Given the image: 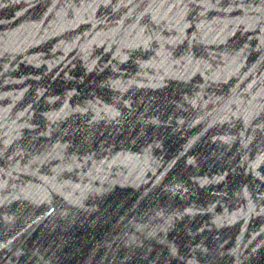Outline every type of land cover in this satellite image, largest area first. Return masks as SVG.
Wrapping results in <instances>:
<instances>
[{
	"label": "water",
	"instance_id": "obj_1",
	"mask_svg": "<svg viewBox=\"0 0 264 264\" xmlns=\"http://www.w3.org/2000/svg\"><path fill=\"white\" fill-rule=\"evenodd\" d=\"M0 264H264V0H0Z\"/></svg>",
	"mask_w": 264,
	"mask_h": 264
}]
</instances>
